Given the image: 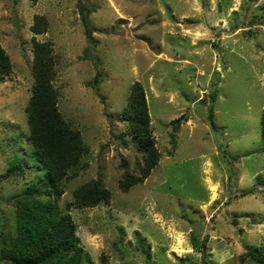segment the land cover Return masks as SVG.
Wrapping results in <instances>:
<instances>
[{
	"label": "rangeland",
	"instance_id": "obj_1",
	"mask_svg": "<svg viewBox=\"0 0 264 264\" xmlns=\"http://www.w3.org/2000/svg\"><path fill=\"white\" fill-rule=\"evenodd\" d=\"M35 42L83 146L59 195H37L28 140ZM0 46V264H16L23 209L47 197L75 226L79 264H264V0H0ZM136 83L159 157L123 190L144 166L125 116ZM95 180L109 200L76 206Z\"/></svg>",
	"mask_w": 264,
	"mask_h": 264
},
{
	"label": "trees",
	"instance_id": "obj_2",
	"mask_svg": "<svg viewBox=\"0 0 264 264\" xmlns=\"http://www.w3.org/2000/svg\"><path fill=\"white\" fill-rule=\"evenodd\" d=\"M47 48L48 44L39 42L34 44L32 68L34 85L25 110L29 143L46 171L44 184L47 186H39L36 194L48 195L54 190L59 195L58 181L66 170L76 163L83 152V146L78 131L67 125L57 108L56 93L51 84L52 72ZM10 69L9 58L0 46V73H8ZM210 99H214V91L210 93ZM125 116L139 148L144 152V166L141 178L127 176L120 181L123 190H127L138 179L148 175L159 157L151 134L144 91L138 83L134 84L128 97ZM260 129L264 138V107L260 118ZM257 178L264 187V175H259ZM73 194L74 204L79 207L94 206L110 198L109 190L97 180L80 185ZM47 198L34 200L24 207L21 214L23 242L17 249L13 246L11 250L13 257L9 256V258L16 264H79L82 249L78 245L75 226L69 216L59 212L55 204ZM73 253L75 257L72 256ZM249 254L254 257L252 250H249Z\"/></svg>",
	"mask_w": 264,
	"mask_h": 264
}]
</instances>
